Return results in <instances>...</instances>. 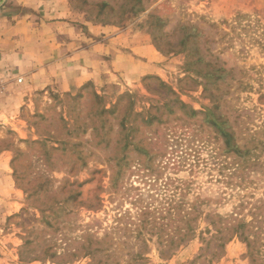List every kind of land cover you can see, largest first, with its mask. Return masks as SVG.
Returning <instances> with one entry per match:
<instances>
[{"label": "rangeland", "instance_id": "1", "mask_svg": "<svg viewBox=\"0 0 264 264\" xmlns=\"http://www.w3.org/2000/svg\"><path fill=\"white\" fill-rule=\"evenodd\" d=\"M69 6L144 33L165 60L130 84L3 103L0 264H264V224L253 263L240 237L215 233L219 217L264 218V0Z\"/></svg>", "mask_w": 264, "mask_h": 264}, {"label": "crops", "instance_id": "2", "mask_svg": "<svg viewBox=\"0 0 264 264\" xmlns=\"http://www.w3.org/2000/svg\"><path fill=\"white\" fill-rule=\"evenodd\" d=\"M164 60L144 33L86 23L69 0H0V115L6 120L4 102L14 101L12 111L31 92L130 84L159 73ZM7 178L2 172L0 184L9 188Z\"/></svg>", "mask_w": 264, "mask_h": 264}, {"label": "trees", "instance_id": "3", "mask_svg": "<svg viewBox=\"0 0 264 264\" xmlns=\"http://www.w3.org/2000/svg\"><path fill=\"white\" fill-rule=\"evenodd\" d=\"M183 43L185 44L186 42L183 41ZM209 75V74H207ZM203 90L206 91L207 87L203 86ZM180 105L185 108L186 105L182 104L180 102ZM192 115H195V112H191ZM153 120L152 119H148V122L151 123ZM211 126L215 129V131L218 133V135L220 136V138H222L223 140V144H224V148L226 153H232L235 156H240L242 157V152H240L238 150V148L235 146L234 142H233V135L232 133L228 132L225 128V123H221L219 122L217 119H214L211 121ZM245 155H248V152L244 153ZM259 214H254V218L252 221H250L249 223H246L244 221H239L237 219H232L230 222H224V219L222 218H218L216 225L217 228L215 229V233L219 236L221 234H223L224 232H226L227 234L230 233L231 235H233L234 237H240L244 243H246L247 249H248V254L250 257L251 262H254V258H253V250L257 248V246L259 245V237L256 236V231H257V224L259 226H261L262 224H264V218L262 220H259L257 218ZM228 221V220H227ZM213 223V222H211ZM219 238V237H218ZM220 239H222L220 237ZM229 240V239H227ZM226 240V241H227ZM256 253L259 254V251H257Z\"/></svg>", "mask_w": 264, "mask_h": 264}]
</instances>
